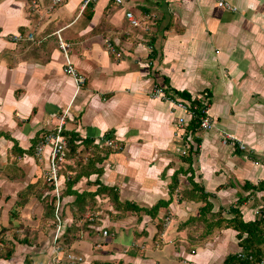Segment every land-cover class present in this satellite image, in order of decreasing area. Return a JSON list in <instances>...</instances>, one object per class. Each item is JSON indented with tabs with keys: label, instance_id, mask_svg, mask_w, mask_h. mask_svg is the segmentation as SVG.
<instances>
[{
	"label": "crops",
	"instance_id": "1",
	"mask_svg": "<svg viewBox=\"0 0 264 264\" xmlns=\"http://www.w3.org/2000/svg\"><path fill=\"white\" fill-rule=\"evenodd\" d=\"M83 1L0 0V229L30 232L18 235L26 243L7 238L15 245L7 261L52 264L50 224L35 228L40 198L51 192L43 189L50 148L42 159L35 149L65 116L68 145L75 136L82 165L91 157L101 170L74 189L106 186L70 247L84 258L79 264L223 262L228 253L199 246L195 224L205 222L208 201L207 222L220 210L232 216V207L254 220L264 203V192L245 184L264 181V0H226L231 8L218 0H96L82 9ZM127 11L140 26L129 24ZM59 34L86 77L79 90L64 72ZM156 85L166 97L154 96ZM204 92L214 127L198 130L172 100ZM223 131L246 148L222 142ZM70 149L61 164L78 171ZM75 195H64L63 231L76 225ZM230 229L214 249L227 242L240 249Z\"/></svg>",
	"mask_w": 264,
	"mask_h": 264
},
{
	"label": "trees",
	"instance_id": "2",
	"mask_svg": "<svg viewBox=\"0 0 264 264\" xmlns=\"http://www.w3.org/2000/svg\"><path fill=\"white\" fill-rule=\"evenodd\" d=\"M184 97L187 98L188 97L187 94L184 95ZM188 100H192V99L189 98ZM192 121H193L192 124L194 125V129H197L198 126L196 125V121L195 120ZM74 141H75V136L70 138L68 147L71 148L70 153L72 155L74 154V156H77L79 159L78 160L79 163L77 164L80 167L79 170L77 171L75 170V168H72L75 166L71 167L70 165L63 164L64 167H62L59 171H60L61 179L62 177L66 179V190L64 193L76 194L75 200L71 204V212L75 220L76 221L79 220V222H81L82 224L86 217L85 215L88 213V210H90L89 207L91 205L96 204L95 194L100 193L106 186L100 184V186H98L97 189L93 191V193L86 191L80 193L79 191L74 189V186L77 184V182L79 181L82 175H90L92 172H94V170H96L97 173L99 172L98 174L101 173L100 169L94 167L95 160H93V158L91 157L88 158V162L92 163L91 166L90 164L82 165L83 163V156L81 155L82 152H78V148H77L78 146L75 144ZM72 171H74V173ZM245 184L247 185V187H251L253 189L252 191L254 192L257 190L264 192V181H260L257 185H253L249 182H246ZM107 189L109 188L107 187ZM65 194H63V196ZM202 195L206 197V194H202ZM113 199L116 200V202H118L119 196L116 194L113 196ZM243 199L244 200L248 199V196H244ZM55 200L56 197L52 198L51 204H46L48 205L47 206L48 208H46L44 222H48L50 220L52 221L53 219L55 220V216H56ZM205 200H207V198H205ZM124 203L127 202H122V204ZM129 205L130 206L132 205L131 206L132 211L141 210V208L133 202L132 204ZM130 206H126V209H129ZM211 206H212L211 203L208 201L206 205L201 208V217L205 222L209 220L208 213L211 211ZM91 210L95 211L96 207L91 208ZM239 211H240L239 208L232 207V209H230V213L232 214V216L223 217V218L221 217V214L217 213L216 216V213H213L212 215L216 217V220L212 222H207L208 224L205 227L209 234H212L215 232V230L218 231L222 228H232L237 232L238 246L240 249L236 252L229 253L225 257L223 262L219 264H252L259 261H264V208L261 210L262 213L257 215V217L254 220H248V221L243 218V214L240 213ZM81 224L79 223V225ZM86 224L87 222L84 225ZM45 225L46 224L44 223L43 226ZM77 225L78 224L76 223L75 226ZM71 226L68 229H66L63 232V235L61 236V239L63 238L62 242L65 244V246L69 245L68 247L63 246L62 248L64 250H69V247H71L75 238H77L78 235H80L79 233L82 230L83 225L77 226L76 228L75 226L74 227ZM75 230H78V232H76ZM0 233L2 232L0 231ZM28 233L30 232H25V235L27 236ZM15 237L18 238V240H20L21 243L22 242L26 243L25 240L29 241L27 237L23 239L19 238L18 234H15ZM61 239H59L60 243H61ZM3 243L6 245L5 247L1 246L2 242L0 239V244H1L0 259L8 260L12 257L15 245L14 243H12L11 240H5V241L3 240ZM250 256L252 258H250ZM25 264H34V262L29 257H27ZM108 264H112V263L108 262Z\"/></svg>",
	"mask_w": 264,
	"mask_h": 264
},
{
	"label": "built area",
	"instance_id": "3",
	"mask_svg": "<svg viewBox=\"0 0 264 264\" xmlns=\"http://www.w3.org/2000/svg\"><path fill=\"white\" fill-rule=\"evenodd\" d=\"M95 1L96 0H84L82 3V9L86 8L91 2H95ZM116 1L122 2V0H116ZM218 4L220 6H225L228 8L232 7L226 0H218ZM126 16L131 26H140V21L138 20V18H136V16L134 15L132 11H127ZM32 36H33L32 34L29 35L30 38H32ZM58 38H59L60 49L63 51L65 61H66L64 65V72L74 77L77 89L79 90L82 87V85L86 82V77L83 74H81L78 71V69L74 66V64L72 63L70 53H69V48H70L69 44L61 38L60 34L58 35ZM107 43H108V47H110L112 51H115L114 46L109 40L107 41ZM154 96L166 97L167 95H166V92H164L162 87H160L159 85H156L155 90H154ZM172 101L174 102V105L177 108L182 109L185 112V114L190 116L191 120L196 121L198 130H202V129L209 130L214 127V120L209 114L210 100H209L208 92L200 93L196 98H193L192 100H183V99L175 100L174 99ZM185 124H186V118L180 117L179 125L181 127H184ZM64 125H65V116L61 118V122L59 123L57 130L54 133L47 135L43 139V141H41L40 144H38L37 146L38 154L41 151H44L45 147L49 146L50 148L49 151H50L51 170L50 172H48V179L50 181L54 180L55 188L58 186L59 178H61L58 163L60 164L62 161L65 160L66 151L68 148V139L66 135L64 134V129H65ZM222 137H223L224 143H231L233 145H238L239 149L246 148L245 143L238 140L237 137H235L233 134L229 132H223ZM103 140L107 145H110V146L116 145V143H114V141L109 137L107 138L104 137ZM56 209L58 211L59 208L57 207ZM57 218L59 220V227H60V224H62V220L58 216ZM107 233H108L107 230H104V234L106 235ZM57 240H59L58 235L55 237V241ZM56 248L57 250L60 249L59 246ZM67 257H68L67 258L68 263L69 262L75 263V262H79L83 260L81 256H77L70 252H68ZM250 258L252 257L250 256ZM54 263L62 264V262L59 260L58 262L54 260ZM252 264H264V261H259V262L252 263Z\"/></svg>",
	"mask_w": 264,
	"mask_h": 264
},
{
	"label": "rangeland",
	"instance_id": "4",
	"mask_svg": "<svg viewBox=\"0 0 264 264\" xmlns=\"http://www.w3.org/2000/svg\"><path fill=\"white\" fill-rule=\"evenodd\" d=\"M224 132V131H223ZM239 140V139H238ZM222 142H224L223 141V137H222ZM36 157L38 158V159H42L43 157V153L45 152V149H44V151H41L39 154H38V150H37V147H36ZM50 150V149H49ZM242 150H244V149H242ZM47 155H48V162H49V167H48V170H47V172H46V175L44 174V178H45V184H43V189L45 190V189H49L51 192H49L47 195H45V197L44 198H40L41 199V201H42V205L44 206V208H43V210H42V214H41V218L37 221V227H35V228H42V229H44V227H43V224L45 223V224H50L49 225V228L52 230V239H53V242L55 243H53V245H50V248L52 249V251H51V254H50V256H49V258H51V262H52V264H56V263H54V260L56 261V262H58V260L59 261H61L63 264H69L68 263V261H67V254H68V252H70V253H73L72 252V250H70L71 248L69 247V250H64L62 247L63 246H65V244L62 242L63 241V238L61 239V236L63 235V229H64V224H60V227H59V220H58V218H57V216L63 221L64 220V215H63V205H64V196H63V194H65L64 192H65V190H66V179L65 178H63L62 177V179L61 178H59V180H58V186L55 188V183H54V180H52V181H50L49 179H48V172H50V170H51V162H50V151H48L47 152ZM58 165H59V170L62 168V167H64V165H63V163L61 164H59L58 163ZM79 167V166H78ZM60 172V171H59ZM77 186V184L75 185V187ZM57 189V190H56ZM76 189H78L79 190V188L77 187ZM59 196V197H58ZM54 197H56V200H55V206H56V208L58 207L59 209H58V211H57V209H56V216H55V220L53 219L52 221L50 220V221H48V222H44L45 221V214H46V208H48L47 206L48 205H46V204H51L52 203V198H54ZM75 200V199H74ZM111 205H113V202H111ZM264 203H262V205L259 207V212H258V214L257 215H259V214H261L262 213V209L264 208ZM72 211H73V209H72ZM125 212V211H124ZM220 212H221V217L223 218V217H225V216H227L228 214H226V212H223V211H221L220 210ZM70 214L72 215V212L70 211ZM88 214V213H87ZM86 214V215H87ZM85 215V216H86ZM43 221H42V220ZM72 222H75V223H77L78 225L77 226H81V225H79V223L81 224V222H79V220H75V218L73 219V221ZM208 223H205V222H200L199 224H195V235L197 236V238H199L198 240H199V246H203V245H206L207 247H210L209 248V250H214V252H216V251H220L221 253H222V257L223 256H225L227 253L229 254V253H231V252H233L234 250H232V249H230V246H231V244L229 243V242H227V244L225 245V246H220L218 249H214L215 248V246L217 245V242L222 238V236L224 235V232L226 233L227 232V228H222V229H220V230H218V231H216L215 230V232L214 233H212V234H209L208 232H207V229L205 228L206 227V225H207ZM10 225H12V223L10 222ZM76 226V227H77ZM46 227V226H45ZM75 227V228H76ZM199 227V229H197ZM30 228H32V227H30ZM205 228V229H204ZM9 229L11 230V233L9 234V235H3L2 233H0V239H1V242H2V245L1 246H3V247H5L6 245L3 243V240L5 241V240H9V239H7L11 234H12V236L14 235V234H18V235H25V232H29V228L28 227H26V228H24L23 230H22V228H20V229H17V230H15L14 231V233H12L13 232V228L11 227H9ZM26 229V230H25ZM33 229L34 228H32V231H33ZM231 230V232L232 233H230L231 235H232V237H234V238H236V240H237V232L236 233H234V230H232V229H230ZM0 231L1 232H6V230H2V229H0ZM17 231V232H16ZM76 232H78V230H75ZM104 232V231H103ZM108 232V231H107ZM80 234V233H79ZM157 234H159V233H157ZM189 234V233H188ZM233 234H235V235H233ZM49 236H50V234H48ZM59 236V239H61V243H60V241L59 240H57V241H55V237L56 236ZM105 235V234H104ZM155 239H157V236L155 237ZM155 241V240H154ZM156 242V244L158 243V241H155ZM228 245V246H227ZM60 247L61 246V248L59 249V250H57V248L56 247ZM69 245H67V246H65V247H68ZM35 250H37L38 249V246H36L35 248H34ZM68 249V248H67ZM235 252V251H234ZM27 253L28 252H23V256H28L27 255ZM76 253V252H75ZM75 253H73V254H75ZM220 253V254H221ZM219 254V253H218ZM227 254V255H228ZM75 255H77V254H75ZM226 255V256H227ZM77 256H79V255H77ZM221 256V255H220ZM83 258V257H82ZM84 259V258H83ZM50 260V259H49ZM83 262V260L82 261H79V262H77L76 264H79V263H82ZM0 264H11V261H7V259L5 260V259H0ZM14 264V263H13Z\"/></svg>",
	"mask_w": 264,
	"mask_h": 264
}]
</instances>
